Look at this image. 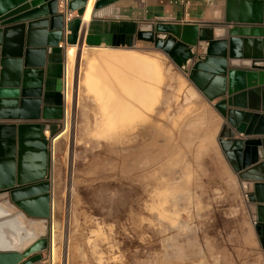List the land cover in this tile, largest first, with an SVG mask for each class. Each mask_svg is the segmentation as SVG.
I'll list each match as a JSON object with an SVG mask.
<instances>
[{"label": "rangeland", "instance_id": "rangeland-1", "mask_svg": "<svg viewBox=\"0 0 264 264\" xmlns=\"http://www.w3.org/2000/svg\"><path fill=\"white\" fill-rule=\"evenodd\" d=\"M76 46L129 49L159 66L154 76L135 65L73 64L72 95L49 137L55 250L50 220L44 264H264L254 205L217 142L221 119L185 98L181 70L152 47ZM203 118L218 126L209 147L200 146L202 128H189Z\"/></svg>", "mask_w": 264, "mask_h": 264}, {"label": "water", "instance_id": "water-1", "mask_svg": "<svg viewBox=\"0 0 264 264\" xmlns=\"http://www.w3.org/2000/svg\"><path fill=\"white\" fill-rule=\"evenodd\" d=\"M114 1L95 0L93 7ZM86 4L69 0L67 9ZM57 10V0H0V120L63 118L64 106L52 114L37 111L44 65L39 57L60 41L55 22L63 13ZM263 23L264 0H226L219 27L157 23L150 32L140 25L137 37L145 36L170 58L209 102L220 98L213 108L225 124L217 142L255 203V231L264 250V39L259 27L242 26ZM45 127L0 123V205L9 211L0 216V264H39L48 243L52 198Z\"/></svg>", "mask_w": 264, "mask_h": 264}, {"label": "crops", "instance_id": "crops-1", "mask_svg": "<svg viewBox=\"0 0 264 264\" xmlns=\"http://www.w3.org/2000/svg\"><path fill=\"white\" fill-rule=\"evenodd\" d=\"M225 3L226 0H116L101 7H93L89 19L85 22L82 15L86 6L71 11L68 18L63 14V18H59L55 22V24L60 25L58 45L46 46L39 57L44 65L37 111L40 114H43V112L52 114L57 111L56 108L64 106L62 76L64 73L65 50L69 45L83 44L91 48L107 49H127L136 46L154 48L153 44L145 39V36L137 37L140 25H146L148 28L143 27L142 29L148 31L150 30L149 25L153 26L157 23L194 25L198 28L208 25L219 27L224 22ZM57 13L60 14L63 11L58 8ZM232 25H226V27L230 28ZM242 26H246L248 29L259 27L261 33L263 32L261 38L264 39V23ZM45 30H49V28ZM203 46L204 44L196 49L197 54L203 53ZM246 69L250 72H256L257 70L255 68ZM181 75L185 77L183 72ZM186 81L189 83L187 86L189 93L194 96L192 104L217 113L213 108V104L218 102L220 98L209 102L190 81ZM260 102L262 103V99H260ZM219 117L222 126V124H225V120L220 115ZM23 122L46 123L43 134L48 140L49 151L50 134L56 129L60 120L43 119L41 117L36 120H0V123L19 124ZM256 137L258 136H252V138ZM261 137H264V135ZM253 205L255 210V203ZM42 251V259L39 264H44Z\"/></svg>", "mask_w": 264, "mask_h": 264}, {"label": "bare ground", "instance_id": "bare-ground-1", "mask_svg": "<svg viewBox=\"0 0 264 264\" xmlns=\"http://www.w3.org/2000/svg\"><path fill=\"white\" fill-rule=\"evenodd\" d=\"M95 0H88L87 1V5L85 7V11L82 15V19L83 21H87L90 17V13L91 10L93 8V4H94ZM82 47V44H80V48ZM79 48V50H80ZM77 50V46L76 45H69L66 50H65V75H66V86H67V92H65L64 95V100H65V104L68 103L70 101V95H72L71 93V88H70V73L72 71V66L74 63H76V60L79 59V61L81 59H84L85 62L89 63V64H97V63H104V64H121V65H126V66H138L140 67L141 70H143L144 72H149L151 71V73H154L155 76V72H156V68L159 66L157 61H153L152 59L150 60H146L143 59V57H139L132 52V50L127 49V51L129 53H117V52H113V51H107V52H103V51H92L86 54H82V53H78ZM112 50H117V49H112ZM73 84V86H72ZM78 79L76 78L72 83L71 86L73 87L72 89L75 90L76 88L78 89ZM71 90V91H70ZM74 91V90H73ZM190 96H192L191 93H189L185 98L188 99ZM73 115V113H72ZM73 117V116H71ZM208 118H203V121L201 122H194L191 123V125H189V128L191 130H197L198 128H202V130L199 132V143L201 147H209V145H212L214 143V135L217 131L218 126H216L217 124L210 122L211 120ZM64 121L68 122V112H67V116H66V109H65V119ZM62 133H58L56 134V136L53 139V142H55L61 135ZM157 135V134H156ZM119 141H121V139H118ZM138 153H140V149L138 150ZM121 158H123V156H121ZM9 213L8 209H6L4 206L0 205V216ZM53 213L51 211V228H50V232H51V247L54 252L55 248V230H54V225H53ZM40 228V226H38ZM32 227H31V231H32ZM30 230L26 231V235H28V237L30 236ZM4 244V240L1 239L0 237V245Z\"/></svg>", "mask_w": 264, "mask_h": 264}, {"label": "built area", "instance_id": "built-area-1", "mask_svg": "<svg viewBox=\"0 0 264 264\" xmlns=\"http://www.w3.org/2000/svg\"><path fill=\"white\" fill-rule=\"evenodd\" d=\"M69 0H57L58 2V8L63 11V14L65 15L66 18H68L71 15V11L67 9V4ZM63 86L66 87V75L65 72L63 73ZM64 91H63V97H64Z\"/></svg>", "mask_w": 264, "mask_h": 264}, {"label": "trees", "instance_id": "trees-1", "mask_svg": "<svg viewBox=\"0 0 264 264\" xmlns=\"http://www.w3.org/2000/svg\"><path fill=\"white\" fill-rule=\"evenodd\" d=\"M53 133V132H52Z\"/></svg>", "mask_w": 264, "mask_h": 264}]
</instances>
